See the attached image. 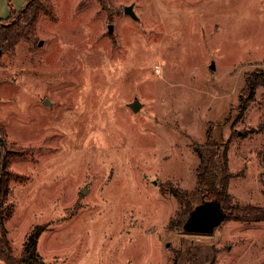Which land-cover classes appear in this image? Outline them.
Here are the masks:
<instances>
[{
    "label": "rangeland",
    "instance_id": "374dc122",
    "mask_svg": "<svg viewBox=\"0 0 264 264\" xmlns=\"http://www.w3.org/2000/svg\"><path fill=\"white\" fill-rule=\"evenodd\" d=\"M22 1L0 6L2 23ZM48 3L0 52L14 254L40 226L43 264H264V219L234 210L264 207V86L238 108L246 77L264 79V0ZM207 133L228 142L230 204L211 233L188 232Z\"/></svg>",
    "mask_w": 264,
    "mask_h": 264
},
{
    "label": "trees",
    "instance_id": "16d2710c",
    "mask_svg": "<svg viewBox=\"0 0 264 264\" xmlns=\"http://www.w3.org/2000/svg\"><path fill=\"white\" fill-rule=\"evenodd\" d=\"M8 4L11 5L10 0H8ZM49 10L48 0H29L21 11L14 18H8L6 23H2L4 18H0V52L2 53L3 50L12 47L21 39L30 36L35 30L39 13H46ZM9 15L8 17H10ZM259 86H264V79L251 80L250 75L246 77L242 91L247 93V97L245 99L240 97L238 103L241 114L254 98L256 89ZM228 148V142L217 141L209 133H207L205 142L196 146L200 161L196 170L195 191L201 194L203 201L215 200L219 202L224 212L230 204L227 191L228 179L231 175L228 167ZM6 176L7 170H0V258L8 264H43L42 257L37 249L38 238L42 230L40 226H35L29 232L19 256L15 255L12 250L4 225L6 214H11L14 207L10 203L6 204L9 193L8 178ZM179 193L180 190H176L174 194L179 196L181 195ZM183 199L186 200L185 197ZM183 208V211L180 212L179 226H183L184 221L193 209V205L187 204ZM234 210L237 212L236 218L241 220L260 221L264 219V207L237 205ZM189 254L191 255V253ZM177 258L179 257L177 256L176 260L170 264H180ZM189 261L191 262L188 264H192L193 258Z\"/></svg>",
    "mask_w": 264,
    "mask_h": 264
},
{
    "label": "water",
    "instance_id": "95a60500",
    "mask_svg": "<svg viewBox=\"0 0 264 264\" xmlns=\"http://www.w3.org/2000/svg\"><path fill=\"white\" fill-rule=\"evenodd\" d=\"M123 10L133 18H136L132 5L123 6ZM112 28L113 24H108L109 32L112 31ZM140 105L141 103L136 98L130 102V106L133 110H137ZM4 163L5 161H3L2 167ZM224 217L225 212L219 202L215 200L203 201L193 207L183 223V229L188 232L211 233L214 228L222 222Z\"/></svg>",
    "mask_w": 264,
    "mask_h": 264
},
{
    "label": "crops",
    "instance_id": "0c3cea01",
    "mask_svg": "<svg viewBox=\"0 0 264 264\" xmlns=\"http://www.w3.org/2000/svg\"><path fill=\"white\" fill-rule=\"evenodd\" d=\"M7 1H8V0H0V6H5ZM21 1H22V0H18V4H21ZM22 2H23V1H22ZM2 16H3V15L0 14V18H1Z\"/></svg>",
    "mask_w": 264,
    "mask_h": 264
}]
</instances>
